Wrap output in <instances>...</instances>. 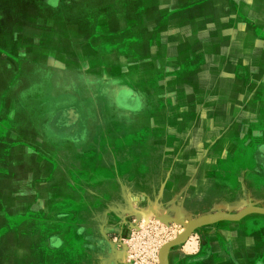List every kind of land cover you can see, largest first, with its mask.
Masks as SVG:
<instances>
[{
  "label": "crops",
  "instance_id": "1",
  "mask_svg": "<svg viewBox=\"0 0 264 264\" xmlns=\"http://www.w3.org/2000/svg\"><path fill=\"white\" fill-rule=\"evenodd\" d=\"M80 8L85 15L80 16ZM1 75L0 154L12 163L34 156L38 166L28 170L27 178L2 180L0 174V264H120L112 241L99 237L71 245L77 249L72 256L67 243L42 241L37 233L55 212L50 199L82 200L84 207L86 201H141L149 197L151 184L164 182L170 167L185 168L184 183L220 190L215 202L221 205L228 198L237 208L229 215L244 212L239 209L244 195L235 190L243 180L237 167L214 178L210 159L182 163L161 158L156 178L150 177L154 164L148 162L143 141L149 130L159 136L167 117L174 145L175 133L179 135L177 145L168 149L175 156L181 152V135L191 133L182 120L215 123L223 134L230 131L229 119L236 118L255 121L254 140L264 146V0H0ZM166 83L184 85L189 99L202 84L204 110L193 112L189 106L188 112L150 117L145 108L137 109L139 101L147 103L150 85ZM213 83L220 85L214 88ZM234 85L237 99L230 94ZM79 86L80 95L74 90ZM250 97L258 110L248 113L243 110ZM230 102H241V111L229 113ZM215 104L220 111L212 110ZM115 111L127 121V137L140 135V144L101 142L105 122L113 124ZM256 164L245 182L259 184L258 190L264 185V159ZM203 168H209L204 176ZM204 195L209 205L215 203ZM141 207L132 205L135 212L127 215H141ZM206 207L200 215L210 213ZM222 214H208L212 221L171 247L166 264H264V214L215 218Z\"/></svg>",
  "mask_w": 264,
  "mask_h": 264
},
{
  "label": "rangeland",
  "instance_id": "2",
  "mask_svg": "<svg viewBox=\"0 0 264 264\" xmlns=\"http://www.w3.org/2000/svg\"><path fill=\"white\" fill-rule=\"evenodd\" d=\"M93 6V4L90 5V9L86 6V9L91 10ZM81 14H84L83 8H80V16H82ZM73 15L76 16V14ZM1 77L2 75L0 78ZM122 77H124V75L119 78ZM121 81L124 82V78H122ZM127 81H131V79L128 77ZM178 84L179 83H166L165 86H160L159 88L150 85V95L148 96L147 105L139 101L140 103L136 105L137 109L145 108V111L150 114V117L155 114L162 116L164 113H172L174 111L176 113L188 112L190 111L189 106L192 107L191 111L193 112L204 110V101L206 100L204 86L202 84H197V94L195 96L191 95V99H189V95L184 91L185 86L182 85L178 87L176 86ZM213 84L214 88H218L220 85V83ZM74 90H78L77 92L80 95V86L79 88L75 87ZM237 90L238 87L236 85L230 86V94H234L232 96L234 99H237ZM208 96L210 95L208 94L207 98ZM253 103L252 97L248 98L243 111L250 113L254 110H258V108H254ZM240 104L237 105L235 102H230L229 113L241 111ZM218 105L220 107V104L212 106L214 112L220 111ZM28 111L34 112L31 108L28 109ZM167 116L169 115L167 114ZM112 117L114 118L112 119L113 124L112 122L110 124L108 120L105 122L104 128H106L107 131H105V135L100 137L102 143L106 145L123 143L131 146L136 143H141V141L138 140L140 131L136 130V132H134L139 136L132 133L130 137H127L130 133L128 129L129 126L126 124L127 121L123 120L124 118H121L116 111L112 113L111 118ZM166 118V123L163 124L164 129L162 125H159V128L163 129L160 131L159 136L156 130H149L148 139H146L147 142L145 140L143 141L144 145L148 144V162L150 165L154 164V166H150L149 169L150 177L154 176L156 178L157 176V168L155 167L157 159L163 158L167 159V161L168 159H180L182 163L184 160L198 163L199 160L204 161L207 158L211 160L214 178H218L223 173L222 171L228 168L233 170L232 167H237L236 175L243 179L241 182L239 181L237 184L238 187L235 188V190H240L242 195H244L240 204V210L251 212L255 211V209H264V195H259V192L260 194L264 192V185L260 184V188L256 190L259 184H255L257 186H254L245 182L249 180V176L254 175L256 170L254 167L257 165L256 162L264 159V146H259L258 142L254 140L258 138L257 131L255 130L256 127L253 126L255 121L251 119H245L244 121L243 119L238 120L236 118H230L229 133H224L223 131V134H221L220 130H215V123L211 124L210 122V124L206 126L204 124L205 121L200 119L182 120V127H185L184 130H191V133L187 136L186 133L181 135V152L173 156L174 153L168 149H172L170 144L173 146L177 145L176 143L179 141V135L175 133L174 145L172 137L170 136L172 133V125L168 123L171 120H167ZM154 121L156 122L155 119H152V126H154ZM256 122L259 124L260 121ZM151 123L149 127H152ZM24 125L28 127L29 122L26 120ZM135 125L139 127L137 121ZM121 137H123V139ZM190 137L192 138L190 139ZM194 138L198 139L197 146L191 147V142ZM163 141H165V144L161 145L160 143H163ZM163 148L165 149L164 151ZM190 148H192V150ZM206 148H209L207 153L204 151ZM151 150L155 151L152 152ZM0 157L3 158V162L0 163L2 180H7L9 176L14 178L15 176H17V178H27L29 169L37 170L38 163L34 156H29L25 161H20L18 163H16L18 160L13 163L10 162V156H7L5 160L2 154H0ZM183 169L185 170V168L174 169L172 167L165 169L164 182L158 185L151 184V193L149 197L141 201H86L84 202L86 203L84 207L82 200L68 201L60 198L50 199L52 211L55 212H53V215L48 216L47 221L43 223L45 230L37 234L41 235L42 241L51 240L53 246H58L60 241L67 243L69 246V256L75 255L74 253L77 250L74 249V247H70L71 245H80V241L82 242L85 238L96 240L99 237L107 242L112 241L114 245L112 251L118 257H116V261L120 264H161L160 253L164 245L175 239L185 240L190 237L192 233L187 235V231L190 228L196 229L201 226L200 223L204 222L202 221L203 218H210L208 214H228L237 209L235 206L230 205V200L228 198L223 199L225 204L223 202L219 205L220 202H215L220 194L217 193V191L220 192L218 189H209L205 184L184 183L183 181L186 179L184 177L187 176L188 173H184ZM197 170L198 169H196L195 175L199 174ZM205 170H209V168L202 169L203 176ZM179 179H182V181H178ZM50 183L52 182H47L46 184L51 187L52 184ZM2 185L3 184L0 182V186ZM213 185L216 187L218 184L214 183ZM205 192H207L209 199L212 200L214 198L215 203L209 205L211 201L205 202V200L201 198L206 196L204 195ZM256 193L260 198L255 197ZM191 198H194V202L189 201ZM66 202L67 206L64 205ZM125 204L126 207L124 206ZM138 204L142 206L141 209L144 212L136 216L127 215L128 213H134L135 209L132 208V205L137 206ZM206 206H208L209 209L212 208L209 210L210 213L206 214L202 212L204 214L200 215V212L207 208ZM83 208L85 210H83ZM44 210H46V208L42 209L43 212ZM198 214L200 216L197 218ZM258 214L263 215L264 213ZM8 218L10 220L16 219L9 215ZM218 218L220 219L221 216ZM38 222L39 221H37V223ZM110 227H113L115 232H112ZM97 229H100V232H97ZM19 234L23 237V233ZM17 235L18 233L16 236ZM16 238H18V236ZM2 240H4L3 234L0 235V242ZM22 245L23 244H21L20 247L21 250H23ZM34 249L35 248H33V250Z\"/></svg>",
  "mask_w": 264,
  "mask_h": 264
},
{
  "label": "water",
  "instance_id": "3",
  "mask_svg": "<svg viewBox=\"0 0 264 264\" xmlns=\"http://www.w3.org/2000/svg\"><path fill=\"white\" fill-rule=\"evenodd\" d=\"M251 213H264V209H255V211H251V212H243L241 215H239L238 217H235V216H233V215H228V214H222V215H219V216H221V218H223V219H228V220H231V219H241V218H243V217H245L246 215H249V214H251ZM218 216V217H219ZM218 217H215V218H218ZM212 217H210V218H203V220L202 221H204L203 223H206V222H209V221H212L213 219H211ZM200 224H202V223H200ZM199 224V225H200ZM195 228H190L188 231H187V235H190L192 232H193V230H194ZM182 239H175V240H173V241H171V242H169V243H167L166 245H164V247H163V249H162V251H161V253H160V257H161V264H166V256H167V253H168V251H169V249L171 248V247H173L174 245H176V244H178L180 241H181Z\"/></svg>",
  "mask_w": 264,
  "mask_h": 264
}]
</instances>
